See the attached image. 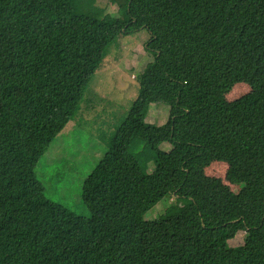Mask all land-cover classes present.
Here are the masks:
<instances>
[{"label":"trees","instance_id":"1","mask_svg":"<svg viewBox=\"0 0 264 264\" xmlns=\"http://www.w3.org/2000/svg\"><path fill=\"white\" fill-rule=\"evenodd\" d=\"M111 1L116 17L98 0H0V264H264V0ZM141 32L152 61L77 216L46 198L37 166L108 46ZM239 83L250 92L227 101ZM154 104L166 125L145 123ZM217 162L238 194L206 174ZM169 196L175 211L145 220Z\"/></svg>","mask_w":264,"mask_h":264},{"label":"rangeland","instance_id":"2","mask_svg":"<svg viewBox=\"0 0 264 264\" xmlns=\"http://www.w3.org/2000/svg\"><path fill=\"white\" fill-rule=\"evenodd\" d=\"M99 8L108 15H118V7L111 0H98ZM149 36L145 32L122 37L108 46L100 68L92 76L88 89L79 105V111L67 127L55 138L47 153L37 166L38 180L45 188L48 200L62 205L77 216L90 217L82 201V187L88 174L107 150L106 142L116 127L122 124L138 98L139 78L152 57L145 50ZM227 60L229 68H237V59L231 45L219 51ZM250 92L246 83H239L226 96L234 102ZM170 110L163 104L151 105L145 119L146 124L166 125ZM106 141V142H105ZM160 149L169 152L170 143H163ZM147 172L153 170L148 164ZM206 174L238 194L243 188L236 177L227 179L228 165L213 163ZM175 199L165 198L145 214V220H156L164 214L175 211ZM244 232L229 242L230 246L244 244Z\"/></svg>","mask_w":264,"mask_h":264}]
</instances>
